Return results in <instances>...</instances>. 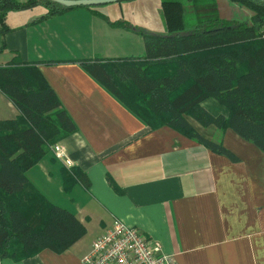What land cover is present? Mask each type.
<instances>
[{
	"label": "crops",
	"instance_id": "1",
	"mask_svg": "<svg viewBox=\"0 0 264 264\" xmlns=\"http://www.w3.org/2000/svg\"><path fill=\"white\" fill-rule=\"evenodd\" d=\"M120 4L45 19L46 10L35 7L6 16L0 66L38 69L76 127L57 144L79 161L71 170L83 173L89 186L73 178L66 184L64 172L70 170L54 159L51 146L26 172L28 184L49 204L71 212L93 238L82 243L83 237L62 254L44 250L0 264H82L91 244L117 219L158 241L175 264H264V154L229 129L193 121L202 137L236 161L169 127L151 130L85 70L84 61L144 57L145 32L125 19ZM113 21L127 27H112ZM202 107L228 116L212 99ZM17 116L0 92V121ZM81 138L87 142L82 150L76 144ZM86 152L95 158L87 159Z\"/></svg>",
	"mask_w": 264,
	"mask_h": 264
},
{
	"label": "trees",
	"instance_id": "2",
	"mask_svg": "<svg viewBox=\"0 0 264 264\" xmlns=\"http://www.w3.org/2000/svg\"><path fill=\"white\" fill-rule=\"evenodd\" d=\"M229 2L251 14L227 19L214 8L201 12L207 6L194 7L186 27L184 7L162 2L168 35L140 33L142 59H97L83 66L151 130L169 127L236 161L222 145L202 137L193 121L229 129L264 154V0ZM37 5L46 9L44 19L75 9L49 0H0V54L9 31L7 14ZM109 24L127 27L121 21ZM0 92L19 112L13 120L0 121V261L20 262L44 250L62 254L85 236V226L32 189L26 172L76 127L34 66H0ZM207 99L224 107L227 118L207 112L202 107ZM64 176L66 184L73 178L89 186L80 171Z\"/></svg>",
	"mask_w": 264,
	"mask_h": 264
},
{
	"label": "built area",
	"instance_id": "3",
	"mask_svg": "<svg viewBox=\"0 0 264 264\" xmlns=\"http://www.w3.org/2000/svg\"><path fill=\"white\" fill-rule=\"evenodd\" d=\"M54 159L69 169L68 156L57 143L51 145ZM82 264H175L161 244L137 227L114 220L110 228L90 246Z\"/></svg>",
	"mask_w": 264,
	"mask_h": 264
},
{
	"label": "rangeland",
	"instance_id": "4",
	"mask_svg": "<svg viewBox=\"0 0 264 264\" xmlns=\"http://www.w3.org/2000/svg\"><path fill=\"white\" fill-rule=\"evenodd\" d=\"M162 2L180 3L184 7L186 27L190 25L191 19H193V12L195 13L194 7L198 8L207 6V8L205 7V10L201 9V12H206L214 8L219 12L218 15L221 18L227 19H244L247 15L251 14L247 9L234 5L230 3L229 0H129L122 2L120 5H123L124 7L122 9V14L125 19L137 25L139 29L144 31L146 34L167 36L168 32L165 26ZM209 3L210 7H208ZM113 5H106L105 7H114ZM35 9L46 10L41 5L35 6ZM37 11L38 10H34V13ZM84 237L85 238L82 243L90 241L93 238V231L88 230L87 235ZM83 257L81 258L83 259Z\"/></svg>",
	"mask_w": 264,
	"mask_h": 264
},
{
	"label": "water",
	"instance_id": "5",
	"mask_svg": "<svg viewBox=\"0 0 264 264\" xmlns=\"http://www.w3.org/2000/svg\"><path fill=\"white\" fill-rule=\"evenodd\" d=\"M66 8H91L122 3L129 0H49Z\"/></svg>",
	"mask_w": 264,
	"mask_h": 264
},
{
	"label": "clouds",
	"instance_id": "6",
	"mask_svg": "<svg viewBox=\"0 0 264 264\" xmlns=\"http://www.w3.org/2000/svg\"><path fill=\"white\" fill-rule=\"evenodd\" d=\"M76 135H79V134H76ZM76 144H77L78 149H81V150L87 147L86 140H84L82 138L77 140ZM85 156L87 159H94L95 158V154L93 152H86ZM67 164H68L69 170H71V167L79 166V161H71V158L68 157Z\"/></svg>",
	"mask_w": 264,
	"mask_h": 264
}]
</instances>
